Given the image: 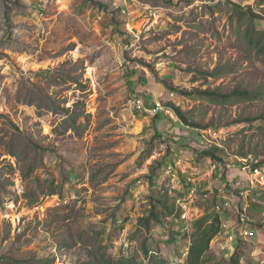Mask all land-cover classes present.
Segmentation results:
<instances>
[{"label":"rangeland","instance_id":"1","mask_svg":"<svg viewBox=\"0 0 264 264\" xmlns=\"http://www.w3.org/2000/svg\"><path fill=\"white\" fill-rule=\"evenodd\" d=\"M248 38L264 44V0H0V264L184 263L205 214L221 221L205 257L229 262L241 206L239 264H264V192L240 189L264 161ZM235 90L256 97L202 95ZM188 185L186 215H166Z\"/></svg>","mask_w":264,"mask_h":264},{"label":"trees","instance_id":"2","mask_svg":"<svg viewBox=\"0 0 264 264\" xmlns=\"http://www.w3.org/2000/svg\"><path fill=\"white\" fill-rule=\"evenodd\" d=\"M236 7L242 11V17H247L249 19V21H254L256 18H258V15L255 14L249 7H241L239 5H236ZM247 33V32H246ZM247 39V38H246ZM248 43L252 46H256V48L258 49V52H261L264 54V44L259 47V45L257 44V41H253L251 38H248ZM220 73L215 74L214 77H217ZM203 96L205 97H210V100H214L215 97H219V98H228V97H237L240 99H245V100H250L254 97H256V94L254 91H248V90H235L234 95L233 96H216V93L214 92H204L202 93ZM171 109L174 112V114L180 119V121L182 122H186L185 116L184 114L180 111V108L178 106H175L174 104H171ZM263 119H264V115H263ZM214 150H219V148L214 147V148H208L207 150H205V154L209 155L210 157H212L215 160L220 161V158L218 156H216L214 154ZM264 164V161H261L257 164H254L255 166H260ZM150 175L153 176L154 171L150 172ZM225 175V174H223ZM175 201L176 198L173 199V204L172 207L170 209V207L166 208V215H171L172 217L175 216V218L179 219L180 218V214L177 213V209L175 208ZM174 205V208H173ZM151 210L149 211L148 216L146 217H142L139 218L138 221L140 223H143L144 225H146V228L148 229V224L150 223L151 220H156L158 219V215L155 212V210L153 209V207L151 206L150 208ZM212 218V219H209ZM254 223V222H253ZM193 227H194V232L192 235V241L191 244L188 247L187 250V256H186V260L184 263H179V264H210V257L206 258L205 257V253L208 251L209 249V242L210 240L219 233L220 229H221V221L219 219L218 215H213L212 214H205L203 216H201L200 218H198L197 220H195L193 222ZM262 225H259V227ZM262 228V227H260ZM238 241L240 242L241 239L238 238L237 239V243ZM236 243V245H237ZM144 251V254L147 253V248H142ZM239 251L236 249V247H234V249L231 252V255L229 256V262L224 261L222 263L220 262H215L213 264H239V259H240V255L238 253ZM150 264H159V261H157V259H149ZM161 262L163 264H165V262L163 260H161ZM25 263V262H24ZM109 264H138L135 262V260L131 257H119L117 260L109 261Z\"/></svg>","mask_w":264,"mask_h":264},{"label":"built area","instance_id":"3","mask_svg":"<svg viewBox=\"0 0 264 264\" xmlns=\"http://www.w3.org/2000/svg\"><path fill=\"white\" fill-rule=\"evenodd\" d=\"M136 106L138 109H144L146 111H156L158 109V106L149 109H145L144 108V105L142 103V101L140 99L136 100ZM247 165V164H245ZM244 169V168H242ZM250 173H251V176H252V179L251 181H249V184L247 186H239L240 189H242L241 191L243 192H246L248 191L247 189H254L252 190L253 192L257 191L258 189L261 190L262 192H264V166H251L250 168ZM185 184H188V183H185ZM187 197L185 198H177L176 201H175V204L177 203V207H178V210L180 209L181 213L182 214V217H184L186 215V211L188 210L189 206H190V203H191V198L193 196V193H195V190L192 189L191 187H187ZM191 188V189H189ZM56 205L59 206L61 203H64L65 200L64 198H59L58 196L56 197ZM64 200V201H63ZM228 204V203H226ZM35 209L39 210V209H42L41 206H39L38 204H36L34 206ZM181 215V214H180ZM236 224L234 225V228H236V233L235 235H232L230 234V232L228 231L227 235H226V241L230 244H234L236 245V240L238 238H241L243 237L244 239L245 238H249L251 236H254V231L253 230H248L246 229L244 226L249 223V222H254L252 219L249 218L248 216V212H247V209L243 206H241L237 211H236ZM233 245V249H234V246ZM232 249V250H233ZM262 263H264V261H262Z\"/></svg>","mask_w":264,"mask_h":264}]
</instances>
